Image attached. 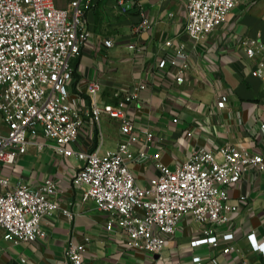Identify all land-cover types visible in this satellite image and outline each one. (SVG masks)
I'll use <instances>...</instances> for the list:
<instances>
[{"label":"crops","instance_id":"0c3cea01","mask_svg":"<svg viewBox=\"0 0 264 264\" xmlns=\"http://www.w3.org/2000/svg\"><path fill=\"white\" fill-rule=\"evenodd\" d=\"M96 1L87 15L91 36L74 60L76 82L86 96L87 82L98 80L97 100L102 105H117L126 94L146 84L125 107L140 135L130 145L138 155L130 162L138 184L149 185L159 172V161L176 168L199 148L217 150L228 144L264 155L260 126L264 74L253 73L264 61V0H239L225 23L199 39L185 29L187 0H137L138 5L127 13L119 12L116 0ZM143 15L150 19V27L138 29ZM108 38L113 39L109 47L104 43ZM248 38L258 41L254 57L248 56L243 44ZM168 39L173 40L171 46L165 43ZM182 44L189 54V66L185 79L178 82L177 66H161L160 61L173 57ZM222 94L229 95L223 108L218 106ZM6 129L0 113V130ZM101 130L100 149H117L122 139L120 119L104 116ZM145 131L153 132L152 140ZM97 138L85 127L77 148L94 146ZM142 150L145 156L140 157ZM158 151L160 156L155 158ZM80 164L78 158L57 155L34 141L16 162L0 163V177H10L12 183L22 180L38 188L48 177L56 178L59 192L55 197L61 203L43 218L46 235L35 241L15 244L4 238L0 227V264H63L69 242H84L86 237L90 242L81 264H194L195 256H201L203 264H264V252L255 251L249 238L252 231L264 238V172L252 169L229 186V202L239 209L228 223L214 226L217 246H192L206 225L188 213L167 247L152 253L130 247L120 233L106 229L110 215L72 182ZM228 231L234 233L231 240L222 238ZM228 245L234 249L224 252Z\"/></svg>","mask_w":264,"mask_h":264},{"label":"built area","instance_id":"2783aa9c","mask_svg":"<svg viewBox=\"0 0 264 264\" xmlns=\"http://www.w3.org/2000/svg\"><path fill=\"white\" fill-rule=\"evenodd\" d=\"M238 1L187 0L186 31L195 39L212 32L227 21ZM96 2L0 0V113L7 128L5 132L0 130V163L16 162L33 141L49 146L57 155L81 161L73 184L81 186L84 197L93 199L110 215L106 229L120 233L130 247L161 253L188 213L198 224L206 225L201 236L192 240V246H217L219 237L214 226L228 223L239 209V205L229 202V186L252 169L264 172V155L228 144L217 150L199 148L176 168L159 161V172L149 185L138 184L130 166L138 155L130 145L140 140V135L125 107L139 97L138 90L146 84L126 94L117 105H102L97 100L101 89L98 80L87 82L86 96L76 82L74 60L91 36L87 15ZM136 5L137 0H116L114 6L120 13H127ZM150 24L143 15L137 28L147 29ZM104 43L109 47L113 39H105ZM165 43L171 46L173 40ZM243 44L248 56L254 57L258 41L248 38ZM188 55L184 45H179L174 56L162 58L160 65H176V80L182 82L189 66ZM253 73L264 74V61ZM228 99V94H222L218 106L225 107ZM261 105L264 109V97ZM104 116L120 119L122 139L115 150L100 149ZM260 126L264 133V117ZM85 127L98 137L97 143L79 149L77 143ZM145 133L153 139L152 131ZM139 155L145 156L144 150ZM159 156L160 151L154 154L155 158ZM0 184L4 187L0 192L4 238L18 244L45 236L43 218L61 207L55 197L59 181L48 177L33 188L22 180L12 183L10 177H0ZM222 238L231 240L234 233L225 232ZM249 238L255 251L264 252V238L255 231ZM89 242V237L84 242L71 240L63 264H81ZM233 249L228 245L223 251ZM194 264H203L202 257L195 256Z\"/></svg>","mask_w":264,"mask_h":264}]
</instances>
